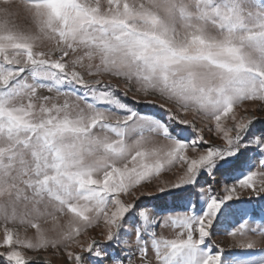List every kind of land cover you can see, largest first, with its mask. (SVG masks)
<instances>
[{"label": "snow or ice", "instance_id": "1", "mask_svg": "<svg viewBox=\"0 0 264 264\" xmlns=\"http://www.w3.org/2000/svg\"><path fill=\"white\" fill-rule=\"evenodd\" d=\"M0 264H264V0H0Z\"/></svg>", "mask_w": 264, "mask_h": 264}, {"label": "rangeland", "instance_id": "2", "mask_svg": "<svg viewBox=\"0 0 264 264\" xmlns=\"http://www.w3.org/2000/svg\"><path fill=\"white\" fill-rule=\"evenodd\" d=\"M101 3H102V4H106V0H101ZM45 94H47V93H45ZM205 134H206V136L208 135L207 132H206ZM216 142H217V143H220V141H216ZM246 196H247V194H245V196L242 197V199H245ZM146 199H147V198H146ZM151 202H152V203H155V202H156V201H155V197L152 198ZM231 224H232L233 226H235L236 221L233 220V221L231 222ZM33 232H34L33 229H31V228L28 229V235H29V236H31ZM163 234L166 235V236L172 235V234H173V230H170V229L165 230V231L163 232ZM217 242H218V243L227 244L228 247L226 248V251H229V252H236V253H239V254H241V255L244 254V250H241V249H238V248H234V247H232V245L235 243V240H234L231 236H228L226 233H225L223 236L218 237V238H217ZM29 254H31V253H29Z\"/></svg>", "mask_w": 264, "mask_h": 264}]
</instances>
